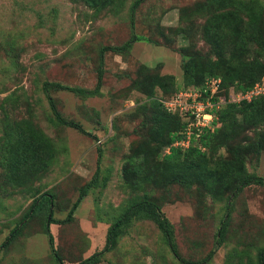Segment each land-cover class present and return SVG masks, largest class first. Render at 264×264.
Masks as SVG:
<instances>
[{
	"label": "rangeland",
	"instance_id": "obj_1",
	"mask_svg": "<svg viewBox=\"0 0 264 264\" xmlns=\"http://www.w3.org/2000/svg\"><path fill=\"white\" fill-rule=\"evenodd\" d=\"M135 1L119 0L99 10L85 0H0V264H60L52 252L48 224L63 263L78 264L104 248L112 223L132 201L144 197L161 204L174 225L182 257L202 260L214 248L226 216L225 243L204 264L240 260L257 264V253L264 248V186H248L235 197L230 190L214 195L197 184L135 180L129 170L139 148L156 135L153 100L161 93L151 95L136 82L157 73L173 74L177 85L186 87L183 55L203 53L216 59L205 29L223 3L141 0L133 28ZM258 5L264 15V0H258ZM133 30L145 39L124 53L106 52L101 94L82 97L71 90L50 89L64 117L79 122L90 134L53 119L44 82L94 88L100 49L122 45ZM255 54L251 47L248 58ZM26 121L49 140L52 158L35 176L11 182L4 148ZM259 130L264 131V125ZM257 136L249 130L232 142ZM100 150L101 171L73 220L51 223L50 218L66 219L81 189L93 179ZM247 168L264 176V150L250 155ZM42 193L54 195L52 215L44 208L24 218ZM15 228L14 238L4 246ZM98 264L183 263L153 220L134 217L117 246Z\"/></svg>",
	"mask_w": 264,
	"mask_h": 264
},
{
	"label": "trees",
	"instance_id": "obj_2",
	"mask_svg": "<svg viewBox=\"0 0 264 264\" xmlns=\"http://www.w3.org/2000/svg\"><path fill=\"white\" fill-rule=\"evenodd\" d=\"M90 6L99 10L106 5L115 4L119 0H85ZM220 1V0H217ZM141 0H136L131 8L132 24L137 6ZM223 8H217L215 14L209 17L206 23L205 40L212 48L215 58L198 53L186 57L183 55L182 68L184 71L185 86H201L212 77L222 78L223 92L221 96L227 98L231 88L237 91L251 89L257 82L264 79V15L258 11V0H221ZM145 39L137 35L134 30L130 38L122 45L104 46L99 53V66L97 84L94 88L68 86L60 82L45 81L43 90L46 93L52 110L53 119L61 125L85 131L82 125L74 119H67L58 109L56 100L50 94V89H67L82 97L97 96L102 93L105 73V54L108 51L124 53L129 51L136 41ZM251 47H255L256 54L248 58ZM139 88L146 87L149 94H156L160 90V97L154 98L156 109L152 112V126L156 132L154 138L147 139L137 154L132 158V170L139 181L152 180L158 185L177 183L185 187L195 184L203 186L214 195H221L230 190L232 197L237 196L244 188L251 185L264 186V176L257 172H250L247 160L251 154L260 155L264 150V131L259 130L264 125V97L258 96L250 101L228 103L219 111V126L214 131H205L200 140L192 141L184 149L174 146L182 138L181 131L185 120L178 114L168 112L162 100L170 99L174 94L185 87L176 83L173 74H153L137 81ZM249 130L258 132L255 140L237 141L241 134ZM153 136V135H152ZM4 148L3 158L7 167L6 176L11 182H22L38 174L51 161V144L46 136L38 130L32 122L26 121L20 125L16 133L9 136ZM170 148L169 151L167 149ZM166 149V152L164 150ZM223 152H221V150ZM225 152V153H224ZM102 151L100 150L97 169L93 179L80 191L79 197L71 207L66 219L56 220L53 223H65L74 218V213L89 189L96 182L101 171ZM54 195L42 193L30 206L24 215L40 213L44 208L52 215L51 205ZM230 205V204H229ZM228 207L230 208V206ZM144 217L153 220L161 230L164 239L174 256L183 264H204L212 260L216 248L225 243L227 232V217L224 216L222 226L216 234L214 248L202 259L192 260L181 256L174 225L162 211L157 199L144 197L134 200L129 207L117 218L108 229L106 244L103 249L94 252L78 264H98L105 254L112 251L123 235L124 227L134 218ZM18 228L4 242V246L15 236ZM49 242L55 259L64 264L62 257L54 247V237L50 225H46ZM225 264H245L242 260L237 262L226 261ZM257 264H264V248L257 253Z\"/></svg>",
	"mask_w": 264,
	"mask_h": 264
},
{
	"label": "built area",
	"instance_id": "obj_3",
	"mask_svg": "<svg viewBox=\"0 0 264 264\" xmlns=\"http://www.w3.org/2000/svg\"><path fill=\"white\" fill-rule=\"evenodd\" d=\"M222 92V78L212 77L201 86H187L177 91L172 98L162 100L168 112L178 114L185 120L180 132L182 138L174 146L186 149L192 141H199L205 131H214L219 126V111L224 105L264 97V79L246 91L231 88L227 98L221 96Z\"/></svg>",
	"mask_w": 264,
	"mask_h": 264
}]
</instances>
